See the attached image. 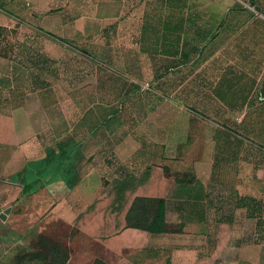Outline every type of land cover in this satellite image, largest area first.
<instances>
[{
	"label": "rangeland",
	"instance_id": "rangeland-1",
	"mask_svg": "<svg viewBox=\"0 0 264 264\" xmlns=\"http://www.w3.org/2000/svg\"><path fill=\"white\" fill-rule=\"evenodd\" d=\"M46 2V28L11 12L0 20V54L9 62L2 75L15 90L0 109L17 108L23 92H36L47 139L54 137L51 127L65 136L77 123L80 140L88 130H108L111 140L131 136L154 145V154L177 169L213 158L229 190L246 173L255 176L256 194L264 190V37L239 38L222 55L204 53V44L181 53L182 31L171 29L167 16H154V0ZM263 10L264 0L251 1L254 16ZM70 151L63 146L61 157L70 158ZM79 168L80 182L104 171ZM6 185L0 180V264H106L96 258V244L69 222L24 219L19 208L16 216L6 214ZM152 207L159 222L161 204L140 208Z\"/></svg>",
	"mask_w": 264,
	"mask_h": 264
},
{
	"label": "crops",
	"instance_id": "crops-1",
	"mask_svg": "<svg viewBox=\"0 0 264 264\" xmlns=\"http://www.w3.org/2000/svg\"><path fill=\"white\" fill-rule=\"evenodd\" d=\"M251 1L154 0V16H167L169 27L182 31L181 53L192 54L204 44V53L222 55L239 38L264 37V10L254 16ZM46 4L0 0V20L15 16L11 12L46 28L41 15ZM214 46L218 51L211 50ZM3 60L0 54V100L15 93L12 78L2 75L9 63ZM18 100L17 108L0 109V180H7L13 216L19 208L24 219L69 222L96 244V258L106 264H264V190H252L255 176L246 173L229 190L213 158L193 170L177 169L136 137L115 141L108 130L100 135L88 130L80 140L78 123L66 130L69 140L59 126L51 127L54 137L47 139L46 120L39 119L36 105L40 95L23 92ZM63 146L71 150L65 160ZM80 165L104 171L93 175L96 180L80 182ZM142 202L162 203L159 222L154 207L143 211Z\"/></svg>",
	"mask_w": 264,
	"mask_h": 264
},
{
	"label": "water",
	"instance_id": "water-1",
	"mask_svg": "<svg viewBox=\"0 0 264 264\" xmlns=\"http://www.w3.org/2000/svg\"><path fill=\"white\" fill-rule=\"evenodd\" d=\"M10 212H11V209L8 208V209L6 210V214H10ZM3 217H5V216H3Z\"/></svg>",
	"mask_w": 264,
	"mask_h": 264
},
{
	"label": "trees",
	"instance_id": "trees-1",
	"mask_svg": "<svg viewBox=\"0 0 264 264\" xmlns=\"http://www.w3.org/2000/svg\"><path fill=\"white\" fill-rule=\"evenodd\" d=\"M142 203H144V202H142ZM151 203V202H150ZM159 204H162V203H160V202H158Z\"/></svg>",
	"mask_w": 264,
	"mask_h": 264
}]
</instances>
